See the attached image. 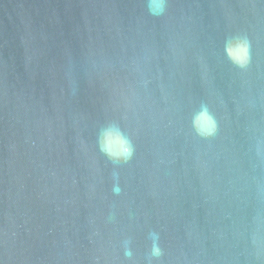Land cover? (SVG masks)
Returning a JSON list of instances; mask_svg holds the SVG:
<instances>
[{
	"label": "water",
	"instance_id": "obj_1",
	"mask_svg": "<svg viewBox=\"0 0 264 264\" xmlns=\"http://www.w3.org/2000/svg\"><path fill=\"white\" fill-rule=\"evenodd\" d=\"M160 2L0 0V264H264V0Z\"/></svg>",
	"mask_w": 264,
	"mask_h": 264
},
{
	"label": "clouds",
	"instance_id": "obj_2",
	"mask_svg": "<svg viewBox=\"0 0 264 264\" xmlns=\"http://www.w3.org/2000/svg\"><path fill=\"white\" fill-rule=\"evenodd\" d=\"M163 8H164V2H163V0H161L160 5H159V11L162 12ZM239 47H240V50L242 52V57L238 62L241 64V66H243L245 61H246V58H247V43H246V41H241L239 43ZM203 114L206 116L208 123H209V127L206 130H204L203 134L211 135L215 130V122H214L213 118L207 113L206 109H205ZM125 144L128 146L125 147V149L122 153V156L125 159H127L131 156L132 149H131L130 144L127 141H125ZM109 155H113V154L111 152H109ZM153 255H155V256L161 255L160 249L155 244L153 245Z\"/></svg>",
	"mask_w": 264,
	"mask_h": 264
}]
</instances>
